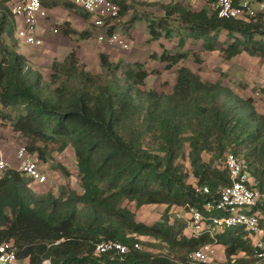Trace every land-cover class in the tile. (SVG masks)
Instances as JSON below:
<instances>
[{
    "label": "trees",
    "instance_id": "obj_1",
    "mask_svg": "<svg viewBox=\"0 0 264 264\" xmlns=\"http://www.w3.org/2000/svg\"><path fill=\"white\" fill-rule=\"evenodd\" d=\"M7 3L0 0V119L26 138V147L45 163L50 162V144L60 152L73 148L81 192L61 186L58 195L38 194L31 179L9 169L0 179V245L14 241L29 264H189V255L206 245L224 251L223 260L208 264H256L244 228L195 236L171 212L202 208L220 196L230 181L217 163L229 152L243 160L264 190V113L257 100L238 95L222 79L205 82L181 65L188 53L165 48L151 57L165 63L166 70L180 66L170 95L146 88L149 72L143 64L113 63L108 54L100 55L102 70L95 74L73 51L53 62L47 80L17 52L16 20ZM121 4L120 18L130 6ZM163 4L164 17L145 20L150 41L173 38L165 22L175 16L186 32L180 49L192 39L202 41L204 52L218 50L228 60L243 53L264 59L263 14L252 21L225 20L206 7ZM62 31L78 35L68 24ZM205 153L211 155L208 161ZM53 167L69 177L61 164ZM196 186H208L211 194L197 195ZM131 204L166 210L161 221L149 225L137 220ZM143 239L156 240L169 253L143 252ZM112 241L131 251L97 254L99 243ZM136 243L141 249L134 248Z\"/></svg>",
    "mask_w": 264,
    "mask_h": 264
},
{
    "label": "built area",
    "instance_id": "obj_2",
    "mask_svg": "<svg viewBox=\"0 0 264 264\" xmlns=\"http://www.w3.org/2000/svg\"><path fill=\"white\" fill-rule=\"evenodd\" d=\"M133 0H74L75 5L87 12L92 19V25L98 32L100 43L130 50L131 44L117 31L122 9L121 2L129 4ZM137 1V0H135ZM165 3H185L196 9L208 8L218 18L225 20L252 21L257 18L259 10L254 9V3L264 10L262 0H158ZM15 19L23 23L16 35L24 44L41 47L43 41L37 36L39 20L46 18L48 13L42 0H24L12 9ZM55 33L58 31L55 30ZM257 94L256 96H258ZM19 160L18 171L24 173L32 183L46 184L49 180V163L43 162L38 153L31 152L26 146L17 151ZM218 167L228 172L230 185L223 188L218 198L205 201L202 208L189 207L188 210H172V217L188 224L190 233L195 236L208 234L214 236L226 229L244 228L249 232L253 241V257L256 264H264V190L258 182L245 170L243 160L234 153H226L217 163ZM10 165L0 152V179L9 170ZM197 195L208 196L211 190L208 186H196ZM134 248L141 249L136 243ZM131 248L119 242H101L96 247L99 255L117 253L124 256ZM216 248L206 245L202 249L189 255V264H208L216 260ZM27 259L19 257V249L14 241H7L0 245V264H27ZM44 264H50L45 261Z\"/></svg>",
    "mask_w": 264,
    "mask_h": 264
},
{
    "label": "rangeland",
    "instance_id": "obj_3",
    "mask_svg": "<svg viewBox=\"0 0 264 264\" xmlns=\"http://www.w3.org/2000/svg\"><path fill=\"white\" fill-rule=\"evenodd\" d=\"M145 1L139 0L131 2L129 11L119 20L117 31L122 37L127 39L131 44V48L128 51L120 48V55L118 54L116 59L119 60L117 63L122 60L121 62L124 65H134L141 62V64L144 65L145 70L149 72V77L146 80V88L154 89L166 95H170L174 91L175 82L177 81V71L180 66L178 65L171 70H166L165 63L151 57L153 54L160 55L163 48H165L172 54H175L178 51L188 53V59L181 65L189 67L198 74L200 73L206 82L216 83L218 80L222 79L224 83H230L231 86L236 87L239 90H249L252 88L248 91L250 97H254L252 95L256 92L264 94L261 88H256L259 83L264 82V75L263 72L260 74L259 65L260 61H262L261 65H263V60L257 59V57H252L246 53H243L232 60H228L221 51L204 52L202 50V41H195L192 39H188L185 47L180 49L179 40L183 38L186 32H184L183 26L178 21L174 20L176 18L175 16L171 19H167L165 22V26L172 28L173 38H162L160 41H150L148 25L145 20L154 19L159 21L160 18L164 17L162 5L165 4H163V1L158 0ZM254 9L259 10L260 6L255 3ZM260 14L261 13L258 15ZM227 41V33L223 32L220 36V42L225 45ZM20 44L27 47L23 42H20ZM123 56L125 59L121 58ZM88 70L95 74H100L101 65L100 68H97V65L92 63L89 65ZM50 75L47 73L45 79L49 80ZM255 98L259 104L260 111L264 112V96H257ZM19 139L21 142L18 147L28 145L29 141L26 138L19 137ZM39 145L42 146V144ZM49 155L50 182L53 187H55L56 184L59 185V177L62 173L56 168H52V165L61 164L70 173L69 177L65 178L67 179L65 180L66 188L70 191L74 190L81 192L79 173L73 148L68 147L64 152H60L58 145L50 144ZM210 156V154L205 153V160L208 161ZM187 166L189 167L188 164ZM56 194L58 195L59 191H57ZM130 209L135 213L138 221H142L149 225L161 221L166 210L164 206L155 205L137 209L134 204L130 205ZM143 240L145 241L144 245H142L143 252L158 253L161 255L169 253L168 250L163 249L164 246L160 243L158 244L156 240L155 243L152 242V239ZM216 253V260L220 261L224 259L222 249L219 250V247L216 248ZM27 264H29L28 261Z\"/></svg>",
    "mask_w": 264,
    "mask_h": 264
},
{
    "label": "crops",
    "instance_id": "obj_4",
    "mask_svg": "<svg viewBox=\"0 0 264 264\" xmlns=\"http://www.w3.org/2000/svg\"><path fill=\"white\" fill-rule=\"evenodd\" d=\"M22 1L24 0H8L7 6L12 9L15 5ZM262 1L264 2V0ZM42 2L43 6L47 10L48 15L46 18H42L39 20L37 27V36L43 41V45L41 47H32L27 45L26 47L20 44L21 41L16 38V33L20 28L23 27V23L18 19H15L16 30L14 39L18 44L17 52L20 55L26 57L32 68L42 73L44 78H46L47 73L48 75H50L52 71V65L55 60L63 61L73 51L76 52L79 60L86 64L88 68L92 63L97 65V68H100L101 54H108L112 62L117 63L119 61L118 59H116V57L118 54L120 55V48L109 45L107 43H100L98 41V32L92 25L91 16H89L88 14L86 16L84 14H81L83 10L80 8L76 10L70 9L66 6V4L75 5L74 0H42ZM259 11L261 14H263L264 17V10L261 11V9H259ZM64 24H68L72 30L78 33V35L69 36L64 34L62 31V27ZM55 30H57L58 32L55 33ZM84 32H87L89 34L80 36V34ZM7 42L9 43V41ZM121 58L125 59L124 56ZM257 59L263 60V65H261L262 61L259 62V65L260 74H262L263 72L264 75V59L259 57H257ZM199 75L205 81L200 73ZM224 84L230 86L238 95L245 98L250 97L248 91L252 88H250L249 90H239L236 87L231 86L230 83ZM256 88H261V90H264V82L259 83ZM257 93L258 92H256L252 96H254V98L257 97ZM261 96L263 97L264 94L262 93ZM257 107L260 111L259 104H257ZM1 111H3V107L0 104V112ZM19 137H21V135L15 132L10 124L4 123L0 119V152L3 153L5 160L9 163L10 169H19V160L17 159V151L19 149L18 145L21 142ZM52 168H54L53 165ZM65 180L67 179H65V177L61 174V176L59 177V185L56 184L55 187H53L52 183L50 182L49 176V180L46 184L39 185L37 183H32L31 187L38 194H47L51 192L56 195V192L59 190V188L61 186H65ZM221 249L222 252H224L223 248L219 247V250Z\"/></svg>",
    "mask_w": 264,
    "mask_h": 264
},
{
    "label": "clouds",
    "instance_id": "obj_5",
    "mask_svg": "<svg viewBox=\"0 0 264 264\" xmlns=\"http://www.w3.org/2000/svg\"><path fill=\"white\" fill-rule=\"evenodd\" d=\"M16 38H17V35H16ZM18 39V38H17ZM19 40V39H18ZM257 95V94H256ZM10 169V168H9ZM44 185V184H43Z\"/></svg>",
    "mask_w": 264,
    "mask_h": 264
}]
</instances>
